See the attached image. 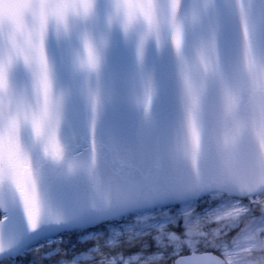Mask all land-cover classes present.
Here are the masks:
<instances>
[{
  "label": "water",
  "instance_id": "1",
  "mask_svg": "<svg viewBox=\"0 0 264 264\" xmlns=\"http://www.w3.org/2000/svg\"><path fill=\"white\" fill-rule=\"evenodd\" d=\"M5 2L0 0V52L12 40L26 38L32 24L21 0H12L18 6L8 10L5 20ZM95 2L92 18L73 20L70 35L53 31L48 40L57 97H64L59 126L64 163L46 157L51 134L37 141L30 128L23 131L55 212L73 216L124 207L125 195L148 204L196 180L208 182L223 168L249 160L264 165V0H177L179 48L165 0H156L155 30L147 34L143 24L125 33L119 24L109 23L115 0ZM86 33L98 42L107 40L104 72L91 83L103 99L96 116L88 77L74 64ZM10 82L12 90L0 93V124L9 113L39 103L33 74L23 63L13 67ZM8 207L3 231L7 252L0 261L22 256L62 233L96 227L45 221L32 232L18 195ZM0 215H5L3 207Z\"/></svg>",
  "mask_w": 264,
  "mask_h": 264
},
{
  "label": "snow or ice",
  "instance_id": "2",
  "mask_svg": "<svg viewBox=\"0 0 264 264\" xmlns=\"http://www.w3.org/2000/svg\"><path fill=\"white\" fill-rule=\"evenodd\" d=\"M177 0H165V11L168 25L174 34L177 48L182 44V25L177 21ZM95 0H28L27 11L32 24L24 39L12 40L6 50L0 52V93L12 90L10 72L17 63H23L33 74V88L39 103L31 108L15 114L9 113L3 124H0V187H13L22 203L27 222L32 232H38L42 224L47 221L50 225L64 226L66 224H94L98 242L105 241L107 234L122 238L124 241L130 235L142 233L146 226L153 224L161 233L169 237H180L172 247L177 253L185 247L191 248V256H178L176 264H210L213 254H200L198 245L206 243L217 246L204 239H193L188 234L186 221L194 215L193 209L200 197L206 196L207 185L204 183L187 185L172 190L168 195L148 204H137L132 207H110L107 209H89L84 214L68 216L62 212H55L49 197L43 189V172L37 173L31 153L23 143L25 127L31 129L35 139L48 141L46 157L54 164H63L65 160V145L59 139V126L63 122V100L61 94L57 97L53 66L49 59L48 40L50 34L60 37L71 34L73 20L87 21L95 14ZM158 10L156 0H115L113 12L109 18L110 24H119L125 33H130L136 25L143 24L145 33L154 31ZM83 50L75 57V69L88 77V97L94 116L99 114L103 99L99 88L91 86L92 80H100L104 72V50L107 40L97 41L91 34L83 37ZM139 60V53L137 55ZM195 131V130H194ZM74 162H70V168ZM251 202L256 203L255 197ZM175 204L176 210L165 213L162 210L155 213H143L144 207ZM5 215L0 217V255L7 252L3 239V231L9 222L8 203L0 204ZM245 211L251 212L250 208ZM264 217V212L260 217ZM184 222V231L175 232L171 226L180 221ZM118 229V230H117ZM159 238V237H158ZM99 247L90 255H85L75 264H86L90 259L101 253ZM153 262L162 256L149 255ZM145 256L134 255L120 259L113 257L111 264H133ZM3 264H10L6 258Z\"/></svg>",
  "mask_w": 264,
  "mask_h": 264
},
{
  "label": "clouds",
  "instance_id": "3",
  "mask_svg": "<svg viewBox=\"0 0 264 264\" xmlns=\"http://www.w3.org/2000/svg\"><path fill=\"white\" fill-rule=\"evenodd\" d=\"M28 0H21L19 6L27 8ZM12 0H6L3 5L5 20L10 8L17 7ZM195 184L207 185L206 196L196 202L194 215L188 224V234L193 239H204L222 249V256L215 257V264H264V217L257 219L245 211V201L253 197L256 203L264 208V165L258 166L254 161H246L235 168L221 169L216 177L208 182L196 180ZM17 193L13 187H0V204L9 203ZM207 200L210 207L199 211V201ZM124 207L137 205L134 199L125 195L122 197ZM171 205H156L144 207L140 211L147 213L158 212ZM154 225L146 226L145 231L153 230ZM240 231L229 240V233L233 229ZM180 237H170L169 246L177 243ZM160 264H167V257L160 259ZM86 264H101L100 260L90 259ZM103 264H111L109 260ZM133 264H154L150 256H145ZM176 264V262H175Z\"/></svg>",
  "mask_w": 264,
  "mask_h": 264
},
{
  "label": "trees",
  "instance_id": "4",
  "mask_svg": "<svg viewBox=\"0 0 264 264\" xmlns=\"http://www.w3.org/2000/svg\"><path fill=\"white\" fill-rule=\"evenodd\" d=\"M1 217V215H0ZM173 230V229H172ZM96 231V227L85 230ZM84 231V232H85ZM177 232V230H173ZM83 231H69L66 233L60 234L58 237L61 239V243L58 245V252L53 255V257L49 259H41V255L44 252H48V250H37L36 247H33L29 250L24 258V262H30L32 264H39L40 262L45 263H57L62 259L70 258L76 254H80L83 252H88L89 250H95L97 247L101 249V253H99L96 257L97 260H111L113 257H118L120 259L128 258L129 256H133L134 254H143L146 256L153 254H161L162 259L167 257V264H174V260L179 255H167L171 248L160 249L154 248V245L160 244L161 240L158 239L156 233H145L138 236L127 237L125 241L121 239L116 244L109 246L106 244L107 241H97L95 238H91L88 241L80 242L79 238ZM166 233V232H165ZM168 235V234H167ZM41 246V245H38ZM204 251L214 252L215 250L212 248L206 249ZM40 252L36 257L35 253ZM94 251H91L93 253ZM166 254V255H165ZM188 254V251H182L180 255ZM38 258V260H37ZM5 260V259H4ZM4 260L0 261V264H3ZM23 260V259H22ZM103 264V263H101ZM154 264H160V261L154 262Z\"/></svg>",
  "mask_w": 264,
  "mask_h": 264
},
{
  "label": "rangeland",
  "instance_id": "5",
  "mask_svg": "<svg viewBox=\"0 0 264 264\" xmlns=\"http://www.w3.org/2000/svg\"><path fill=\"white\" fill-rule=\"evenodd\" d=\"M198 203H199V209L198 210L201 212H203L205 209H208L210 207L207 200H201ZM245 204L247 205V208H250L252 210L251 213L254 215V217H260L261 213L264 212V208L259 206L257 203H253L251 201H245ZM175 210H176L175 205L163 209V211L165 213L172 212L173 214L175 213ZM171 228L173 230H177L178 233L183 232L184 231V222L181 220L176 225H172ZM80 231L84 232L85 230H80ZM239 231H240L239 228L233 229V231L229 233V240H231V238H233ZM152 232L156 233L157 237H159L158 239L161 240V243L154 245V248H160V249H167L168 247L171 248V250L169 251V253L167 255H170V256L171 255H180L182 251H186V250L188 251V254L193 253V250L191 248H188V247H185L182 251L177 253L172 247L169 246V238H170L169 235H167V233H161L158 228H153V230H151V231H144L142 233H136L135 235H130L128 237L138 236L141 234L152 233ZM96 234H97L96 231L95 232L94 231H89V232L85 231L84 233L81 234L79 241L80 242L88 241L91 238H94L96 236ZM111 238H112L111 233H108L105 241L110 240ZM114 239H115V244H116L122 238L114 237ZM60 243H61V239L57 236L56 238H54L52 240H49L47 242L39 244L41 246L37 245V247H36L37 250H43V249L48 250V252H44L41 255V259H49V258L53 257V255H55L58 252V249H59L58 245ZM106 244H108L109 246L114 245L112 243V241H108V242H106ZM204 248H206V249H210V248L212 249L213 248L215 250L214 251L215 254H217L218 256H222V249L221 248H216L214 246H210V245L203 243V242L198 245V252H204ZM95 250H89L88 252L76 254L70 258L62 259L59 262L53 263V264H75V262L77 260H79L80 258H82L85 255H90L91 251L95 252ZM28 252L29 251H27L24 255L19 256V257L8 258V260L10 261V264H32L30 262H24V258L26 257V254ZM39 253L40 252L35 253L34 256L36 257L37 255H39ZM134 255L146 256L143 254H134ZM153 255L162 256L161 254H153ZM130 257H132V256H129L128 258H130ZM37 260H38V258H37ZM104 261L105 260L102 259L101 263H103ZM39 264H50V263L40 262Z\"/></svg>",
  "mask_w": 264,
  "mask_h": 264
}]
</instances>
